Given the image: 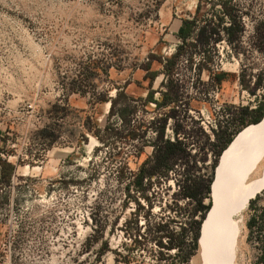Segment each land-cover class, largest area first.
<instances>
[{
	"label": "rangeland",
	"instance_id": "rangeland-1",
	"mask_svg": "<svg viewBox=\"0 0 264 264\" xmlns=\"http://www.w3.org/2000/svg\"><path fill=\"white\" fill-rule=\"evenodd\" d=\"M187 17L181 46L170 25ZM166 60L149 98L126 93ZM263 101L264 0H0V162L15 168L0 181V264H217L199 254L208 209L183 193L230 173L228 146ZM259 159L264 182V141ZM250 202L231 264L264 247L246 225L263 186Z\"/></svg>",
	"mask_w": 264,
	"mask_h": 264
},
{
	"label": "bare ground",
	"instance_id": "bare-ground-1",
	"mask_svg": "<svg viewBox=\"0 0 264 264\" xmlns=\"http://www.w3.org/2000/svg\"><path fill=\"white\" fill-rule=\"evenodd\" d=\"M263 141L264 116L242 128L228 146L234 166L227 176L217 174L213 183L210 209L199 239V254L204 263L206 256L213 255L207 263L214 258L217 264H231L233 246L228 239L239 225L240 213L249 206L257 189L264 188L258 171Z\"/></svg>",
	"mask_w": 264,
	"mask_h": 264
},
{
	"label": "trees",
	"instance_id": "trees-1",
	"mask_svg": "<svg viewBox=\"0 0 264 264\" xmlns=\"http://www.w3.org/2000/svg\"><path fill=\"white\" fill-rule=\"evenodd\" d=\"M193 28H194V22L193 21L185 20V22H183L182 26L179 29V36H180L181 42H182V43H180L181 46H184V44H186L184 38L186 36H188L189 34H191V32L193 31ZM168 58H170V57H168ZM167 62H168L167 60L164 62V69H165V73H166L167 77H169L168 72L171 70V68H170V65L167 64ZM162 95H166V92L163 93ZM149 97H150V94L148 95L147 98H149ZM112 110H113V103L111 102L109 111L111 112ZM261 110H262V112H264V103H262ZM262 117H263V115H262ZM256 120L257 119H255V121ZM260 120H261V118L258 121H260ZM104 128L110 129V126L106 125ZM182 144L183 143L178 139L167 140L163 144V148H165L164 152L168 153L171 150V148H175L177 146L179 147V145H182ZM155 157H156V160L153 161L151 168H148V169L144 168L146 163L141 165L140 170H139L138 174L136 175V179H135V183L137 185L136 186L137 188H140L142 186V180H143V177L145 174L149 175V173H151L152 171L155 170V167L158 168V166L163 164V161L165 159H167L166 154H164V156H157L156 155ZM0 167H1L0 168L1 169L0 181H2V182L5 181L6 184L10 183L11 177H12V175L14 173V169H15L14 166L2 161V162H0ZM203 181L206 182V180L197 176L194 179V182L192 181L193 184L187 185L186 191L183 193L184 196L189 197L191 200H195L197 202L198 209H196V211L197 210L199 211V209H203V208H204V210H207V209H209V206H210V205L206 206V207L203 206V201H204L203 198L209 193L211 181H209V182L207 181L208 182L207 185L204 188H201V184ZM263 215H264V211L262 209L257 215L252 216L250 219H248V221L246 223V225L249 229L248 234H250L253 231V229H255V228L257 229V231L259 233H261L258 236L256 235V237H258L260 239L262 244L264 243V221L262 219ZM192 216H195V210H194V213ZM203 217H202V219H203ZM193 220H194V222L199 223L196 219H193ZM196 236H197V233L195 231V233L193 234V236L191 238L194 239V238H196ZM253 264H264V247H263V249L261 248L260 252L257 254Z\"/></svg>",
	"mask_w": 264,
	"mask_h": 264
},
{
	"label": "crops",
	"instance_id": "crops-1",
	"mask_svg": "<svg viewBox=\"0 0 264 264\" xmlns=\"http://www.w3.org/2000/svg\"><path fill=\"white\" fill-rule=\"evenodd\" d=\"M171 16H172V21H173L174 20V17H173V15H171ZM185 20H190V18L189 17H187L186 19L178 18V21L176 22V24H173V25L171 24L170 25V27H171V33L170 34L173 37H177L178 38V41L181 40V38L179 36V29L182 26L183 22H185ZM178 43H180V42H177V44ZM143 71H144L143 78L141 80L148 81V85H150V86L147 89H144L142 91H139L137 93L139 95L134 94L132 92H129L125 88V91H126V93L129 96H131V97H137V98H143L145 96L147 97L151 92H153V90H155L154 87H153V85H152V83H154L155 80H158L160 83H163V82H165V79L168 78L167 75H166V73H165V69L162 66H161V68H152L149 65L148 67H146L145 69H143ZM134 79H135V82H137V83L139 82L138 77H135ZM130 86H131V83L127 87H130ZM104 104H105V108L103 110V114H104V116H106L105 113H107V111H108L109 104L108 103H104ZM103 114H102V116H103ZM60 156L61 155L55 154L54 155L55 158L48 159V162L51 163V164L53 162H55V161L57 162V158H58V161H59V159H60L59 157ZM44 165H42L41 167L44 168L46 166V165L45 166Z\"/></svg>",
	"mask_w": 264,
	"mask_h": 264
},
{
	"label": "flooded vegetation",
	"instance_id": "flooded-vegetation-1",
	"mask_svg": "<svg viewBox=\"0 0 264 264\" xmlns=\"http://www.w3.org/2000/svg\"><path fill=\"white\" fill-rule=\"evenodd\" d=\"M215 79H216V74H215V75L213 74V76H211V78H210L209 81H210V82H211V81L215 82V81H214Z\"/></svg>",
	"mask_w": 264,
	"mask_h": 264
},
{
	"label": "water",
	"instance_id": "water-1",
	"mask_svg": "<svg viewBox=\"0 0 264 264\" xmlns=\"http://www.w3.org/2000/svg\"><path fill=\"white\" fill-rule=\"evenodd\" d=\"M213 180H214V179H213ZM213 180H212V182H213ZM212 182L210 183V188H209V193H208L209 197H210V195H211ZM209 199H210V198H209Z\"/></svg>",
	"mask_w": 264,
	"mask_h": 264
}]
</instances>
